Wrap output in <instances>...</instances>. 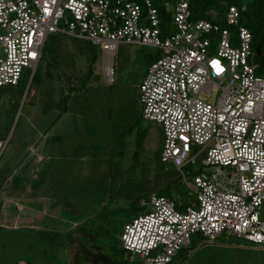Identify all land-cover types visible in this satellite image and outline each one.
Returning <instances> with one entry per match:
<instances>
[{
	"label": "built area",
	"instance_id": "1",
	"mask_svg": "<svg viewBox=\"0 0 264 264\" xmlns=\"http://www.w3.org/2000/svg\"><path fill=\"white\" fill-rule=\"evenodd\" d=\"M246 9L229 7L223 28L193 20L191 0H0V88L35 72L58 33L111 55L121 44L162 53L140 97L144 119L164 130L162 162L188 187L186 169L206 152L203 164L215 171L195 176L196 205L185 210L158 195L142 203L146 213L124 227L123 248L134 256L127 264H172L196 235L211 244L230 235L264 247V59L241 26ZM104 71L113 86L112 56Z\"/></svg>",
	"mask_w": 264,
	"mask_h": 264
},
{
	"label": "rangeland",
	"instance_id": "2",
	"mask_svg": "<svg viewBox=\"0 0 264 264\" xmlns=\"http://www.w3.org/2000/svg\"><path fill=\"white\" fill-rule=\"evenodd\" d=\"M111 56L113 86L104 71ZM161 57L158 49L125 44L111 55L58 33L35 72L0 88V264H76L70 248L85 235L90 251L103 247L113 263L127 264L134 256L123 248L124 227L146 213L143 202L159 195L196 205L195 176L215 171L203 164L207 152L186 169L188 187L172 163L162 162L163 128L143 117L141 86ZM8 197L32 203L16 231L9 229L18 222ZM258 249L230 235L213 244L196 235L172 264H264Z\"/></svg>",
	"mask_w": 264,
	"mask_h": 264
},
{
	"label": "trees",
	"instance_id": "3",
	"mask_svg": "<svg viewBox=\"0 0 264 264\" xmlns=\"http://www.w3.org/2000/svg\"><path fill=\"white\" fill-rule=\"evenodd\" d=\"M232 6L240 8L245 6L247 8L246 11L242 13L241 26L252 33L254 38V49H259L264 56V0H191L193 20L211 21L221 25L223 28H228L225 16L228 8ZM158 8H160L164 20L169 22L171 19L170 14L160 5H158ZM209 11H212V13L209 14ZM51 52L55 54L58 53L55 48H51ZM189 206H180L179 209L185 210V208L187 209ZM142 209L144 211L146 210V208L143 207ZM102 249L103 247H98L97 253L102 252Z\"/></svg>",
	"mask_w": 264,
	"mask_h": 264
},
{
	"label": "water",
	"instance_id": "4",
	"mask_svg": "<svg viewBox=\"0 0 264 264\" xmlns=\"http://www.w3.org/2000/svg\"><path fill=\"white\" fill-rule=\"evenodd\" d=\"M257 53L261 58L264 59V56L261 54L259 49H257ZM87 237L90 238V236ZM70 249L76 264H80L81 255H83L86 258V261L90 264H118L113 263L112 260L102 252L95 254L90 251L86 246L82 244V237L75 238V241L71 245Z\"/></svg>",
	"mask_w": 264,
	"mask_h": 264
},
{
	"label": "crops",
	"instance_id": "5",
	"mask_svg": "<svg viewBox=\"0 0 264 264\" xmlns=\"http://www.w3.org/2000/svg\"><path fill=\"white\" fill-rule=\"evenodd\" d=\"M6 199V202L7 203H9V204H14V208H15V210H16V212H17V215H16V222H18L16 225H12V227H9V229L10 230H13V231H16V230H19L21 227H19L20 226V224L22 223L21 222V220H22V218L24 217L23 216V214L25 213V212H27L28 210H29V207H26L27 205H28V203H30V205H28V206H31V202L29 201H27L26 199H22V198H20V197H8V198H5ZM26 204V205H25ZM31 210V209H30ZM41 210H43L44 211V208L43 209H41ZM45 213H46V210L44 211ZM21 222V223H20ZM223 237V236H222ZM242 240V239H241ZM245 241V240H244ZM246 242H248V241H246ZM248 243H250V242H248ZM253 247H256L257 249L258 248H260V249H258V250H263L264 251V247H259V246H255V245H253L252 243H250ZM70 257H71V253H70Z\"/></svg>",
	"mask_w": 264,
	"mask_h": 264
},
{
	"label": "flooded vegetation",
	"instance_id": "6",
	"mask_svg": "<svg viewBox=\"0 0 264 264\" xmlns=\"http://www.w3.org/2000/svg\"><path fill=\"white\" fill-rule=\"evenodd\" d=\"M86 236H87V235H85V236H81V237H82V244H83V240L86 239V238H85ZM78 237H80V236H78ZM73 243H74V241H73ZM98 253H101V252H98ZM98 253H97V254H98ZM80 259H83L84 261H86V258H85L83 255L80 256ZM86 262H87V261H86Z\"/></svg>",
	"mask_w": 264,
	"mask_h": 264
}]
</instances>
